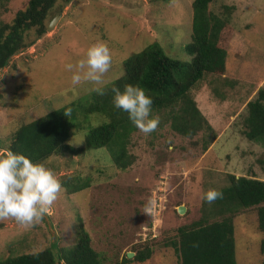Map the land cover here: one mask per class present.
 Wrapping results in <instances>:
<instances>
[{
	"label": "rangeland",
	"instance_id": "rangeland-1",
	"mask_svg": "<svg viewBox=\"0 0 264 264\" xmlns=\"http://www.w3.org/2000/svg\"><path fill=\"white\" fill-rule=\"evenodd\" d=\"M28 0H0V20L10 22ZM192 0H57L48 12L46 26L56 22L15 53L0 69V149L12 131L70 101L111 82L123 73L122 61L156 40L178 59L190 60ZM230 7L231 32L226 34L223 72L206 73L190 89L206 126L191 136L174 131L164 112L155 131L137 127L127 140L132 162L119 168L105 147L87 148L89 126L105 120L99 113L80 115L72 123L67 145L41 161L51 169L62 188L42 221L24 226L12 218L0 219V259L31 253L45 247L67 248L75 242L82 222L91 246L105 263L113 264L135 249L149 247L143 262L125 264H178L168 243L176 228L199 217L202 196L226 184V174L255 175L264 179V143L248 139L243 131L245 103L264 86V0H212L216 13ZM104 42L111 67L102 81L73 85L65 64L82 57L86 48ZM86 186L70 191L65 183ZM151 201V211L146 204ZM182 205L184 211L177 208ZM219 218V217H218ZM237 264H261L264 232L258 230L255 208L239 209L233 216Z\"/></svg>",
	"mask_w": 264,
	"mask_h": 264
},
{
	"label": "trees",
	"instance_id": "trees-1",
	"mask_svg": "<svg viewBox=\"0 0 264 264\" xmlns=\"http://www.w3.org/2000/svg\"><path fill=\"white\" fill-rule=\"evenodd\" d=\"M57 0H28L23 9L15 12L10 22L0 20V69L27 42V32L33 29L35 38L45 33L48 12ZM68 3L71 0H62ZM212 0H192L190 41L187 51L190 60L168 54L156 40L130 54L122 61L123 73L111 82L79 98L54 108L44 115L19 124L11 133L6 147L22 153L33 162H41L60 150L76 151L67 145L71 125L80 115L99 113L105 120L88 127L84 134L87 148L105 147L119 168L132 162L126 150L127 140L136 126L127 114L112 104V87L123 89L125 84H138L153 98L152 111L164 112L170 127L183 136H191L211 125L196 107L190 89L206 73L223 72L226 58V34L230 7L221 13L209 9ZM70 110V111H69ZM244 135L264 143V86L245 103ZM226 184L216 188L222 197L211 203L202 201L198 218L176 228L177 238L168 243L178 257V264H237L235 259L233 216L240 208H255L258 230L264 232V179L255 175L226 174ZM65 183V182H64ZM70 191L86 186V182L65 183ZM219 217V218H218ZM75 242L67 248L45 247L31 253L7 255L0 264H108L91 246L82 222L75 229ZM264 244V243H262ZM264 249L261 246V251ZM151 255L149 247L135 249L132 258L125 254L120 261L143 262ZM264 264V258L261 261Z\"/></svg>",
	"mask_w": 264,
	"mask_h": 264
},
{
	"label": "clouds",
	"instance_id": "clouds-1",
	"mask_svg": "<svg viewBox=\"0 0 264 264\" xmlns=\"http://www.w3.org/2000/svg\"><path fill=\"white\" fill-rule=\"evenodd\" d=\"M110 49L104 42L89 45L75 63L65 64L73 85L82 81L101 82L111 67ZM112 104L127 114L141 132L156 130L159 117L152 115L153 98L138 84H125L123 89L112 87ZM70 111V110H69ZM62 185L53 171L43 163L33 162L11 148L0 149V219L12 218L24 226L43 220L57 199ZM216 189L207 190L202 199L211 203L222 197ZM151 211V201L146 204Z\"/></svg>",
	"mask_w": 264,
	"mask_h": 264
},
{
	"label": "water",
	"instance_id": "water-1",
	"mask_svg": "<svg viewBox=\"0 0 264 264\" xmlns=\"http://www.w3.org/2000/svg\"><path fill=\"white\" fill-rule=\"evenodd\" d=\"M60 16V12L57 13L52 19L51 21L49 22L48 26H47V29H50V27L56 22V20L58 19V17ZM177 211L179 213H182L184 211V207L182 205H180L178 208H177ZM132 253H128L127 255L130 256Z\"/></svg>",
	"mask_w": 264,
	"mask_h": 264
}]
</instances>
